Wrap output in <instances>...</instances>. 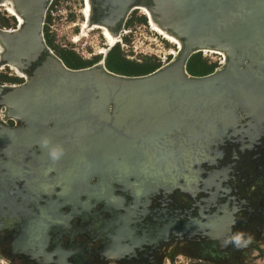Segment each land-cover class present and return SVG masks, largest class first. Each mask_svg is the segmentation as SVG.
I'll use <instances>...</instances> for the list:
<instances>
[{
	"label": "water",
	"instance_id": "95a60500",
	"mask_svg": "<svg viewBox=\"0 0 264 264\" xmlns=\"http://www.w3.org/2000/svg\"><path fill=\"white\" fill-rule=\"evenodd\" d=\"M91 1V20L116 29L139 3L146 4L181 39L179 57L142 75L114 73L104 60L70 68L43 37L49 0H16L24 20H17L16 31H0V63L22 59L27 77L17 87L0 84V109L22 124L1 128L3 154L13 157L21 148V159L35 146L34 157L47 159L40 145L47 138L63 148L56 162L90 166L85 176L97 177V198L112 183L144 197L158 187L196 185L200 164L213 159L239 121L255 128L253 138L260 135L264 0ZM202 48L221 49L228 58L208 74L191 75L187 61Z\"/></svg>",
	"mask_w": 264,
	"mask_h": 264
},
{
	"label": "flooded vegetation",
	"instance_id": "af4514ba",
	"mask_svg": "<svg viewBox=\"0 0 264 264\" xmlns=\"http://www.w3.org/2000/svg\"><path fill=\"white\" fill-rule=\"evenodd\" d=\"M239 123L213 159L200 164L193 189L168 185L144 197L112 183L97 198V177L85 176L90 166L35 158V146L21 159V148L8 157L0 147V264H177L182 257L208 264L210 255L212 264H232L243 254L264 259V129L253 138L255 128ZM14 127L22 124L0 117V130ZM237 232L251 237L246 247L231 243Z\"/></svg>",
	"mask_w": 264,
	"mask_h": 264
},
{
	"label": "rangeland",
	"instance_id": "374dc122",
	"mask_svg": "<svg viewBox=\"0 0 264 264\" xmlns=\"http://www.w3.org/2000/svg\"><path fill=\"white\" fill-rule=\"evenodd\" d=\"M91 5L90 3L92 15ZM85 7L84 0H49L44 17L43 37L46 44L58 57L64 54L74 59V61L81 58L87 62L86 66H90L104 60L110 48L106 46L107 39L98 28L87 30L85 35H79L85 19V16H83ZM15 26V19L3 7H0V29L15 28ZM113 30H119L117 47L120 55L125 59L136 63L156 64V68L166 64L165 62L170 61L171 58L173 61V55L170 54V51L172 49L177 50L175 45L153 31L147 22L146 16L140 10H131L122 27L116 29L113 26ZM75 37H77L76 40ZM47 40L50 44L47 43ZM102 48L107 49L103 54L100 53ZM200 56L208 65L214 64L213 70L219 68L220 64L225 63L228 58L226 54L209 51L200 52ZM18 78L8 66L0 69V84H19L24 80ZM0 110L3 111V109ZM260 246L264 247V243L260 242ZM209 257L208 264H212L211 255ZM249 257L243 254L239 260L234 261L232 264H264V259L251 261ZM177 264H189V261L187 258L182 257Z\"/></svg>",
	"mask_w": 264,
	"mask_h": 264
},
{
	"label": "bare ground",
	"instance_id": "6f19581e",
	"mask_svg": "<svg viewBox=\"0 0 264 264\" xmlns=\"http://www.w3.org/2000/svg\"><path fill=\"white\" fill-rule=\"evenodd\" d=\"M85 2V8L83 9V16H85V19L82 23V26H81V31L79 33L80 36L82 35H85L86 34V31L87 30H90V29H94V28H98L100 29L101 31V34L107 39V47L111 48L113 47L118 39H117V36L119 34V30L118 31H115L113 30V25L109 24V23H106L104 21H93L91 20L92 16H91V12H90V3L92 4V1L91 0H84ZM92 6V5H91ZM0 7H3L7 13L12 16L14 19H15V23H17V20L19 23L23 22L24 20V14L23 12L20 10V8L18 7V3L16 2V0H0ZM137 9L140 10V12L142 14H144L147 18V22L149 24V26L151 27V29L153 31H155L157 34H159L162 38H164L165 40H167L168 42L172 43L175 45L176 49L177 50H171L170 51V54L173 55V60H176L178 57H179V49L182 45V41L181 39L174 33L170 30V28L168 26H166L164 23L160 22L159 20H157L150 8L148 6H145L143 3H139L137 5ZM16 26L15 28H3V29H0V31H3V32H7V33H11L12 31H16ZM5 30V31H4ZM77 37H75L74 39L76 40ZM1 41H3L1 38H0ZM0 41V56H1V52L3 51V44L1 43ZM107 49L105 48H102L100 49V53H105ZM202 51H209V52H212V53H222V54H226L225 51L221 50V49H208V48H202L201 49ZM227 55V54H226ZM100 62V61H99ZM165 65V64H164ZM2 64L0 63V69L2 68L1 67ZM5 66H8L10 69L13 70V72L19 76V77H27V73L26 71L24 70V61L22 59H20L19 61L17 60H12V61H7V63L5 64ZM7 85V84H6ZM8 86H11V87H17L18 84H9ZM0 117L2 120H5L6 119V115L4 114V111L0 112ZM7 120V119H6ZM10 120V119H8ZM163 124V122H161ZM10 130V129H9ZM255 135V134H254ZM234 139V138H233ZM236 139V138H235ZM239 139V138H238ZM35 150V149H34ZM17 154V153H16ZM11 160V159H10ZM14 160V159H13ZM44 160V159H43ZM42 160V161H43ZM71 162V161H70ZM64 164V163H63ZM79 164V163H78ZM82 164V163H80ZM53 165V164H52ZM66 165V164H65ZM10 166V165H9ZM47 166V165H46ZM55 166V165H54ZM70 166H73V165H69ZM75 166V165H74ZM77 166V164H76ZM83 166V165H82ZM56 167V166H55ZM67 167L65 170L66 172L68 171L67 169L69 168ZM50 168H53V167H50ZM78 168V167H77ZM84 168V167H83ZM45 169V168H44ZM51 170V169H50ZM55 170V169H53ZM80 171L82 170V167L81 169H79ZM46 171V170H45ZM43 172V171H41ZM83 172V171H82ZM64 173V172H63ZM73 173V172H72ZM78 173V172H77ZM81 173V172H80ZM43 174V173H42ZM45 174V173H44ZM60 174H62V172H60ZM58 174V175H60ZM66 174V173H65ZM63 175V174H62ZM61 175V177H62ZM69 175V174H68ZM75 175V174H74ZM84 175V174H83ZM190 175V174H189ZM38 176V174H37ZM41 176V175H40ZM57 176V175H56ZM67 176V175H66ZM192 176V174H191ZM77 177V176H76ZM79 177V176H78ZM59 178V177H58ZM63 178V177H62ZM71 178V177H70ZM190 178V177H189ZM60 179V178H59ZM58 179V181H59ZM68 179V178H67ZM73 179V178H72ZM76 179V178H75ZM36 180V179H35ZM62 180V179H61ZM60 182V181H59ZM62 182V181H61ZM67 182V181H66ZM54 183V182H53ZM58 183V182H57ZM63 183H65V181H63ZM81 183V182H80ZM46 184V183H45ZM61 184V183H60ZM63 185V184H62ZM46 186V185H44ZM69 186V184H68ZM190 188L193 189L192 185H190ZM43 187V186H42ZM52 187V186H51ZM63 187V186H62ZM66 187V186H65ZM46 189V187H44ZM64 189V187H63ZM60 190V189H59ZM58 190V191H59ZM65 190V189H64ZM196 190V189H195ZM49 191V190H48ZM57 191V192H58ZM63 192V191H61ZM90 193V192H89ZM50 195V194H49ZM72 196V195H71ZM68 197V196H67ZM67 201V200H66ZM50 204V202H49ZM52 204V203H51ZM58 205V204H57ZM50 209V208H49ZM50 215V214H49ZM63 217V216H62ZM209 229V228H208Z\"/></svg>",
	"mask_w": 264,
	"mask_h": 264
},
{
	"label": "trees",
	"instance_id": "16d2710c",
	"mask_svg": "<svg viewBox=\"0 0 264 264\" xmlns=\"http://www.w3.org/2000/svg\"><path fill=\"white\" fill-rule=\"evenodd\" d=\"M47 43L50 44L48 40ZM117 46L118 43L110 48L105 55L104 64L108 70L123 75H142L153 71L157 67L156 64H146L144 62L136 63L125 59L120 55ZM60 58L66 64V66L70 68H81L85 67L87 64V62L83 61L81 58H78V60L74 61V59H72L71 57H67L64 54L60 55ZM214 67V64L208 65L201 58L200 52H197L191 55L188 59L186 64V71L191 75L199 76L212 72Z\"/></svg>",
	"mask_w": 264,
	"mask_h": 264
},
{
	"label": "clouds",
	"instance_id": "9594fccd",
	"mask_svg": "<svg viewBox=\"0 0 264 264\" xmlns=\"http://www.w3.org/2000/svg\"><path fill=\"white\" fill-rule=\"evenodd\" d=\"M118 43V41H117ZM42 148L47 150L48 158L55 162L61 158L63 155V148L60 145H50V142L47 138H42L40 141ZM251 242V237L245 238L244 235L240 232H237L231 237V243L236 247H246Z\"/></svg>",
	"mask_w": 264,
	"mask_h": 264
},
{
	"label": "built area",
	"instance_id": "2783aa9c",
	"mask_svg": "<svg viewBox=\"0 0 264 264\" xmlns=\"http://www.w3.org/2000/svg\"><path fill=\"white\" fill-rule=\"evenodd\" d=\"M119 42V41H118ZM165 59V58H164ZM219 61V64H220V59L218 60ZM165 63H167V61L165 62ZM221 65V64H220Z\"/></svg>",
	"mask_w": 264,
	"mask_h": 264
}]
</instances>
